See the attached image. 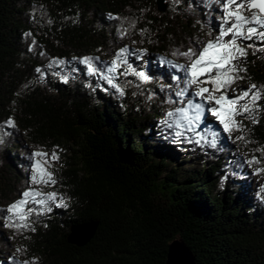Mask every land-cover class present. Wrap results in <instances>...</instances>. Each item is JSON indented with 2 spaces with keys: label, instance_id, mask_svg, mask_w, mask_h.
I'll return each instance as SVG.
<instances>
[{
  "label": "trees",
  "instance_id": "obj_1",
  "mask_svg": "<svg viewBox=\"0 0 264 264\" xmlns=\"http://www.w3.org/2000/svg\"><path fill=\"white\" fill-rule=\"evenodd\" d=\"M165 3L159 11L156 0H0V209L28 186L32 153L59 155L49 169L56 183L38 187L55 191V203L23 229L5 227L0 213V264H164L176 237L196 264H264V171L253 174L264 169V98L256 124L237 117L245 130L232 137L247 143L212 124L200 128L199 144L188 142L195 133L167 129L165 112L181 103L171 76L182 82L183 72L166 61L186 63L173 53L215 35L219 4ZM243 42L254 47L232 86L264 85V41ZM122 47L152 78L137 87L119 76L123 96L79 61L103 67ZM252 156L260 163L247 172ZM61 199L66 207L56 206ZM88 220L98 222L93 237L67 242L69 225Z\"/></svg>",
  "mask_w": 264,
  "mask_h": 264
},
{
  "label": "snow or ice",
  "instance_id": "obj_2",
  "mask_svg": "<svg viewBox=\"0 0 264 264\" xmlns=\"http://www.w3.org/2000/svg\"><path fill=\"white\" fill-rule=\"evenodd\" d=\"M176 2L179 3V0ZM216 2L219 4L216 35L201 43L199 47H189L185 51L173 53L185 58L186 63L176 64L166 61L177 72H183V80L180 82L177 75L171 76L172 81L177 82L175 97L181 103L165 112L162 123L169 130L175 129L173 134L177 137L185 136L186 133H195L196 139L188 136V142L199 144L201 139L206 138L202 137L196 127L204 114L208 113L215 118L223 132L228 133L229 139L243 140L247 143L243 134L233 138L232 133H243L245 130L241 119H249L252 124L258 122L256 115L259 114L260 107L257 101L264 98V85L252 83L247 88L239 90L232 85L237 80L244 79L240 73L247 71L243 66L247 57L246 49L254 47L251 43L241 46V42L253 39L264 41V0H216ZM245 11L250 15H246ZM120 34L123 36L126 33L121 31ZM259 50L264 51V45L260 46ZM128 52L127 47L118 49L111 62L103 67L97 66L93 62L94 58L88 56L79 58V61L85 66L88 76L98 77L123 96L125 92L118 83L119 76L135 77L139 82L136 84L137 87L152 79L145 70L137 69L128 63L125 59V54ZM36 71L41 70L38 68ZM61 78L63 82H67L66 76ZM126 83L132 84L133 81L126 80ZM133 95L135 96L136 93L134 92ZM191 97H195L199 102H195ZM7 123L11 125L12 121L9 120ZM210 134L212 139L208 140V143L216 147L218 133L212 131ZM257 150L264 152V148ZM32 157L34 158L31 164L32 174L28 178V186L6 209H0V213H7L3 217L5 227L20 229L27 227L33 213L43 214L44 205L49 201L55 203L57 200L58 194L55 191L42 192L38 187L56 183L55 173L49 169L52 163L59 159L58 153L37 151L32 153ZM244 163L252 166L260 163V160L252 156ZM261 171L264 169L256 168L253 174L258 175ZM257 195L264 200V185H260ZM41 197H47V200ZM56 206L67 205L61 199ZM47 210L51 211V208ZM32 230L35 231L34 228Z\"/></svg>",
  "mask_w": 264,
  "mask_h": 264
},
{
  "label": "water",
  "instance_id": "obj_3",
  "mask_svg": "<svg viewBox=\"0 0 264 264\" xmlns=\"http://www.w3.org/2000/svg\"><path fill=\"white\" fill-rule=\"evenodd\" d=\"M156 9L164 10L166 5L165 0H156ZM97 221H83L79 223H72L69 225V232L67 234V242L75 244V246H82L93 237ZM186 242L179 237L174 238L167 244V252L164 264H196V256L191 249L185 244Z\"/></svg>",
  "mask_w": 264,
  "mask_h": 264
},
{
  "label": "rangeland",
  "instance_id": "obj_4",
  "mask_svg": "<svg viewBox=\"0 0 264 264\" xmlns=\"http://www.w3.org/2000/svg\"><path fill=\"white\" fill-rule=\"evenodd\" d=\"M247 15H250V13H247ZM214 33H215V35H216V32H215V31H214ZM215 35H214V36H215ZM214 36H208V37H205V39H204L203 41H201V43L206 42L208 39H210V38H212V37H214ZM201 43L199 42V46H200ZM244 43H245V42H243V41L241 42V44H244ZM125 59L128 61V63H131V60H130L129 58H125ZM145 64H147L146 59L142 62L141 67H143ZM243 86H245V85H243V83H242V84H239V85H237V86H232V87H235V88H237V89L239 90V89H243V88H242ZM186 98H188V97H186ZM191 98H193L195 102H199L198 100H196L195 97H191ZM178 101H179V100H178ZM179 102H181V101H179ZM208 124H212V126H215V127L219 128V129L223 132L221 126L218 124V122L215 120V118L211 117V115L208 114V113H205V114H204V116H203L201 122L199 123L198 127H196V126H194V127H196V130H197V131H200V128H201V127H203V126H205V125H208ZM223 134H224L225 137L229 138L228 133H224V132H223ZM176 158H177V156H176ZM178 159H179V158H178ZM52 165H59V159H58L57 161L53 162ZM245 168H246L247 172H250V171H251V169L249 168L248 164H245ZM250 176H251V177L249 178V180H250V185H251L250 187H252V186H254V185H257V184H258V180H257V178H255V176H253V175H251V174H250Z\"/></svg>",
  "mask_w": 264,
  "mask_h": 264
}]
</instances>
